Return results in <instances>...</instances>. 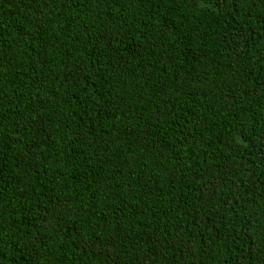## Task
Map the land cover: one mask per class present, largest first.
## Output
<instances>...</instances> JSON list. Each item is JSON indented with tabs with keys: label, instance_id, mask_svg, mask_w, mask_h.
<instances>
[{
	"label": "trees",
	"instance_id": "1",
	"mask_svg": "<svg viewBox=\"0 0 264 264\" xmlns=\"http://www.w3.org/2000/svg\"><path fill=\"white\" fill-rule=\"evenodd\" d=\"M0 264H264V0H0Z\"/></svg>",
	"mask_w": 264,
	"mask_h": 264
}]
</instances>
